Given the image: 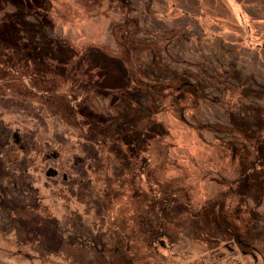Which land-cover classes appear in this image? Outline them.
<instances>
[{
	"label": "rangeland",
	"instance_id": "obj_1",
	"mask_svg": "<svg viewBox=\"0 0 264 264\" xmlns=\"http://www.w3.org/2000/svg\"><path fill=\"white\" fill-rule=\"evenodd\" d=\"M97 1L50 0L48 15L42 21L33 17L28 27L35 39L77 48L81 58L76 56L75 65L82 70L88 60L92 71L112 69V75L98 76L103 81L99 91L91 84L85 96L79 84L75 90L81 91L71 92L78 94L76 101L68 93L54 101L44 90L31 97L12 91L0 95V264H110L107 251L104 262L97 255L95 241L104 243L97 237L113 226L122 230L119 238L133 241L131 249L138 250L129 264H264V196L241 189L254 157L240 161L234 156L235 150L244 155L249 147L239 127L228 124L235 119L245 132L257 130L238 109L248 112L255 104L264 111V0H122L123 10L119 3L109 6L111 0ZM9 9L0 4V17L8 19ZM129 63L144 83L177 80L180 93L149 97L132 91ZM65 72L72 69L53 72L63 83L62 92L73 81ZM153 103L160 108L156 118L169 129L168 143L160 145L167 148L154 143L139 165L156 164L167 180L183 182L192 209L207 211L199 220L210 231L195 226L194 216L184 212L171 224L170 234L163 233L147 249L136 248L142 228L134 212L144 203L140 196L121 195L109 201V210L104 205L106 179L113 185L123 175L122 159L95 161L85 149L84 134L89 121H119L123 109L153 108ZM74 106L81 110L76 116ZM218 125L225 132L214 127ZM259 126L261 132L264 125ZM138 183L145 185L138 180L129 189ZM222 203L230 205V214L238 207L243 224L250 223L252 244L240 236L214 237ZM254 211L262 215L259 222Z\"/></svg>",
	"mask_w": 264,
	"mask_h": 264
},
{
	"label": "trees",
	"instance_id": "obj_2",
	"mask_svg": "<svg viewBox=\"0 0 264 264\" xmlns=\"http://www.w3.org/2000/svg\"><path fill=\"white\" fill-rule=\"evenodd\" d=\"M111 1L109 6H112L115 2L119 3L121 8L123 7L122 0ZM97 2H99V0ZM0 4L3 9L8 6L10 8L9 14L7 15L8 19L0 17V95L6 92L11 93L12 91L15 93L19 92L22 96L31 97L38 91L44 90L48 92V97L50 99L60 101L61 97L66 93L71 95L73 90L80 92V88L75 90L80 84L83 90H85V96H88V94L91 93L89 85L93 84L95 87L94 89L99 91L98 84H103V81L100 80L98 76L102 75L106 78L108 74H113L112 69H106L105 71L107 72H100V69L96 70L94 68V71H92L90 60H88L90 65L87 64L84 70L75 65L77 62L76 56L79 51L70 43L61 44L57 40L54 46V41L49 45L44 40L35 39V32L32 31L33 28L28 27V23L31 20L33 21V17L42 21V19L48 15L47 12L51 5L50 0H0ZM11 10L16 12L13 13ZM27 14L30 20L26 16ZM78 58H81V54L78 55ZM125 58L128 60L130 59L128 57ZM124 62L126 61L124 60ZM67 67L72 69V72L70 74L65 72L64 76L68 80L73 81L70 83L68 89L66 87L65 91L62 92L59 88L63 87V83L61 84V80H58L53 72L55 69H65ZM130 72L133 73L134 85L132 91L134 92L142 93L146 96L149 95V97H151L152 93L153 96H157L158 92L163 95L165 91L170 92V90L180 93V87L175 86L174 83L177 80H173L172 82L168 81L166 83L162 81L144 83L143 78H140L139 69H136L132 63H129V66H127V74L130 75ZM91 73L95 75L93 76ZM18 74L21 76H18ZM54 79L57 80V83ZM18 82L21 83L22 90L19 89ZM105 82L109 85V81ZM24 85L28 86V88H25ZM112 88L115 87L112 86ZM124 89H126V87L122 88V92ZM153 96L151 99L152 101L154 98ZM72 98L76 101L78 99V94L77 96L75 93L72 94ZM153 105V108L152 106L141 107L140 105H135L131 108V111L124 110L123 107H118L119 110L123 109L120 115L116 116L119 121L111 119L109 122L106 119L103 121L100 120V122L97 121L98 123L89 121L90 124H86V126L89 127L88 131L84 134L85 149L93 154V159L95 161L100 162L101 160H107L111 162L112 158L116 155L120 157L119 160L122 159L121 173L123 175H119L116 178L114 177L115 179L112 181L113 185H111L109 177L106 179V185L108 187L103 191L102 195L105 203L104 205L106 209L109 210L111 208V206H109V201L112 203V200L119 198L121 195H127L131 199L134 198L132 194L136 192L140 196V201L144 203L141 209H138L137 206L134 212L137 218L141 217V223H139L138 226L142 228L140 232L141 239L136 248H142L143 245L147 249L152 248V246L161 239L163 233L170 234V228L173 227L171 224L174 222L175 225L184 212H190V214L194 216L192 217L195 226H198L204 232L205 230L208 232L210 231V225L202 223V221L199 220L202 213L208 215L207 211H205V209L204 212L192 209L191 200L183 182L178 179L167 180L169 176H167L163 170H160L156 164L155 166L147 163L139 165V158L144 160L146 155L152 152L151 146L154 145V143H156L155 145L158 144L160 148H167L161 147L160 145L168 143V140H166L168 136L166 135L169 134V129L164 122L158 121L156 114L160 111V108L154 103ZM254 105L252 108H249L248 112H243L242 109L238 110L243 115H249L247 116L248 125H254V128H257V130L251 128L250 131L248 130L245 132L244 128H240L239 126L243 123H241V121L237 122L235 119L228 122V124L239 127L241 134L246 136L245 143L250 151V153L246 151L244 155H241L238 150H235L234 156L239 158L240 161L248 160L249 154H253L254 157L251 164L247 163V169H245L249 171L243 177L246 182H244L241 189L248 192L249 196L250 194L253 195V193L264 196V185L262 186L264 182V129L261 130V132L258 131L260 122L264 125V111H261L260 107V110H257ZM78 111L81 112V110H77L74 106L73 112H75V116ZM111 125L113 126L111 127ZM214 127H216L217 130L225 132L224 128L219 125ZM231 127L233 126L229 128ZM228 129L225 130L229 132ZM235 132L236 131H234L233 135H236ZM229 141L233 143V140ZM95 142L102 144V147ZM247 147L241 148L247 150ZM102 156L105 157L103 158ZM99 171L97 173H99ZM130 174L131 177H129ZM161 174H164L165 177ZM252 178L256 180L254 183H250L248 180H252ZM138 180H142L145 185L138 183L140 186H137L135 190L129 189V183L133 185ZM178 183L180 187H178ZM231 189L233 190L232 187H230V190ZM114 192H116L115 197L111 199L109 195ZM233 193L237 194L235 190L231 194ZM115 206L119 209L123 208L120 204H116ZM224 206L225 205L222 203V207L216 210L217 214L214 213V216L216 214L217 217L218 215L219 217L216 219L212 218L215 219L216 224V234L214 237L233 239L234 236H240L243 239V243L245 240L246 244H252L253 236H251L252 232L249 230L250 223L243 224L242 216H238L241 212L238 207H234L233 213L230 214L227 212V207L230 208V205H227V207ZM254 212L256 221L259 222V220L262 219V215L259 211H257L259 214H257L256 211ZM123 213H125L124 210ZM101 214H103L102 210ZM259 216H261V219ZM205 221H208V217L205 218ZM115 229L117 231H115ZM121 231L120 227L113 226L110 227V229H106L105 235L103 232L101 237H97L101 241L106 240L104 243L95 241V246L98 250L97 255L100 256L102 262L105 261L104 258L108 252L113 260L110 264H129L133 256L137 253V249H131L133 247V241L130 243L128 238L125 241L123 236L122 238H119L120 235L117 236L118 233L121 234ZM218 231L222 233V236ZM107 234L112 235V238L116 239L112 240ZM241 238L238 240L242 241ZM222 239L218 241L221 242L223 241ZM103 252H106V254L104 253L103 255Z\"/></svg>",
	"mask_w": 264,
	"mask_h": 264
},
{
	"label": "water",
	"instance_id": "obj_3",
	"mask_svg": "<svg viewBox=\"0 0 264 264\" xmlns=\"http://www.w3.org/2000/svg\"><path fill=\"white\" fill-rule=\"evenodd\" d=\"M54 171H52V168L48 170L47 174H52Z\"/></svg>",
	"mask_w": 264,
	"mask_h": 264
}]
</instances>
